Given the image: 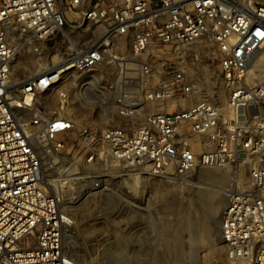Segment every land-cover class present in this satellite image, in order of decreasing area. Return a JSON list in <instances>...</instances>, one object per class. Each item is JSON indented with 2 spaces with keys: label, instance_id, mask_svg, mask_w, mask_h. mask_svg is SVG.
<instances>
[{
  "label": "built area",
  "instance_id": "built-area-1",
  "mask_svg": "<svg viewBox=\"0 0 264 264\" xmlns=\"http://www.w3.org/2000/svg\"><path fill=\"white\" fill-rule=\"evenodd\" d=\"M67 27L83 28L90 44L73 42ZM58 35L68 50L13 85L17 39L45 43ZM121 40L128 57L117 51ZM195 43L216 51L225 106L202 98L168 110L191 97L195 83L145 53ZM102 65L112 70L125 121L76 128L63 115L75 84L63 85ZM42 95L56 97L52 117L33 108ZM29 108L35 112L24 122L15 110ZM41 153L54 157L56 178L44 174ZM224 168L247 177L245 190L227 191L221 212L227 260L264 264V0H0V264H72L63 251L70 220L62 206L78 200L82 183L103 192L106 177L120 172L161 177Z\"/></svg>",
  "mask_w": 264,
  "mask_h": 264
},
{
  "label": "rangeland",
  "instance_id": "rangeland-1",
  "mask_svg": "<svg viewBox=\"0 0 264 264\" xmlns=\"http://www.w3.org/2000/svg\"><path fill=\"white\" fill-rule=\"evenodd\" d=\"M66 31L78 45L90 44L83 28L67 27ZM16 42L19 50L11 69V80L16 86L39 71L36 65L44 67L68 50V41L59 35L45 43L26 44L19 39ZM127 44L118 41L120 55L129 56ZM145 57L156 64L182 69L195 83L192 96L176 107L170 104L168 110L185 109L202 98L225 106L227 93L218 56L211 45H159L149 47ZM112 74L109 66L102 65L89 74L72 75L63 85L68 88L75 84L63 115L72 119L76 128L123 124L125 120L117 115L111 89ZM85 84L90 85L88 90L80 91ZM37 100L39 103L33 108L47 117L60 110L54 95H42ZM150 107L161 109L156 104ZM35 109L15 111L22 121L28 122ZM131 122L140 123L141 116ZM41 158L44 174L56 178L51 164L54 157L41 153ZM203 171L224 175L226 182L204 180ZM234 172L235 169L227 168L198 169L183 176L169 172L161 177L120 172L106 177L108 186L103 192L90 191L82 183L78 200L62 206L70 220L63 233V251L72 264H233L227 260L222 242L215 241L210 232L219 230L227 191L247 188L246 174L241 172L234 177Z\"/></svg>",
  "mask_w": 264,
  "mask_h": 264
},
{
  "label": "bare ground",
  "instance_id": "bare-ground-1",
  "mask_svg": "<svg viewBox=\"0 0 264 264\" xmlns=\"http://www.w3.org/2000/svg\"><path fill=\"white\" fill-rule=\"evenodd\" d=\"M45 66V65H44ZM35 67H38V69H39V71L43 68L41 65H36ZM28 69L29 70H31L32 69V66H29L28 67ZM36 72H38V71H36ZM262 76H263V73H262ZM21 83V82H20ZM37 103H39V101L37 100ZM195 103V102H194ZM193 103V104H194ZM155 105V104H154ZM192 104H190V106H191ZM16 108H18V107H16ZM72 111V108H69L68 109V111ZM74 110V109H73ZM156 111H159V110H156ZM216 172V171H215ZM224 176V175H223ZM223 176H221V175H219V174H212V173H210V172H208V171H203L202 172V178L205 180H212V181H216L217 183H219V184H224L226 181H225V179H224V177ZM228 183V182H227ZM202 197H203V195H202ZM212 198V197H211ZM220 223V222H219ZM207 228V227H206ZM207 230V229H206ZM206 230L204 231L205 233H206ZM207 233H209V231H207ZM211 234H212V237L214 238V240L215 241H217V242H220L221 241V237H220V227H219V230L218 231H211L210 232ZM210 234V235H211ZM222 242V241H221ZM179 244V243H178ZM149 260V259H148Z\"/></svg>",
  "mask_w": 264,
  "mask_h": 264
}]
</instances>
